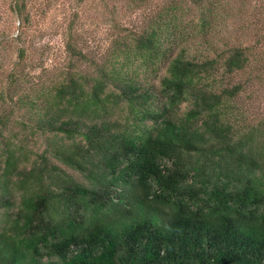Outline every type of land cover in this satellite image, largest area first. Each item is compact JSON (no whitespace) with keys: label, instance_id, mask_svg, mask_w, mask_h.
<instances>
[{"label":"trees","instance_id":"16d2710c","mask_svg":"<svg viewBox=\"0 0 264 264\" xmlns=\"http://www.w3.org/2000/svg\"><path fill=\"white\" fill-rule=\"evenodd\" d=\"M227 2L156 9L100 61L69 36L61 68L0 92V264H264V118L231 81L264 23ZM7 9L26 28V0Z\"/></svg>","mask_w":264,"mask_h":264},{"label":"rangeland","instance_id":"374dc122","mask_svg":"<svg viewBox=\"0 0 264 264\" xmlns=\"http://www.w3.org/2000/svg\"><path fill=\"white\" fill-rule=\"evenodd\" d=\"M7 2L0 0V30L3 32L0 39V92L13 97L25 91L27 86L51 76L64 65L69 56L65 45L69 36L87 58L100 61L112 41L118 36L137 31L144 25L148 13L173 3L188 5L187 0H148L146 4L130 10L125 0H26L29 20L26 28H22L8 11ZM227 3V7H233L229 8L232 12L239 10L237 15L241 16L238 23H264V0H228ZM262 39L254 48L249 66L231 77L232 82L243 85L233 104L243 112L247 121L264 118V73L255 75L252 69L256 66L264 72ZM15 47L25 50L20 65L24 80H18L13 87L4 89L5 71L9 63L16 60ZM75 64L83 67L79 61H75ZM4 107V110L8 109L5 104L2 105ZM33 143L34 150L42 149L43 136Z\"/></svg>","mask_w":264,"mask_h":264}]
</instances>
